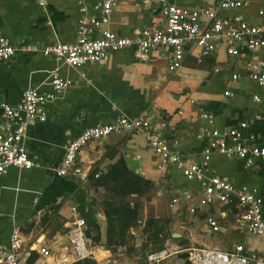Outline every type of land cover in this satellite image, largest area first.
<instances>
[{"label": "crops", "instance_id": "1", "mask_svg": "<svg viewBox=\"0 0 264 264\" xmlns=\"http://www.w3.org/2000/svg\"><path fill=\"white\" fill-rule=\"evenodd\" d=\"M94 1L87 0L89 4ZM142 1L120 0L106 27L119 36H134L145 27H161L163 20L158 5H145ZM246 1L245 8L220 11V14L239 11L245 18L261 22L256 11L263 0ZM179 2L196 7L218 4V0ZM79 14L77 0H47L45 6L35 0H0V30L16 48L12 57L0 60L1 100L16 105L28 87L41 91L51 89L50 75L56 62L52 55L42 50L56 42L74 41ZM134 50L129 46L110 51L103 61L78 67L62 65L59 72L70 79L69 86L47 104L46 119H32L26 129L27 152L37 165L30 168L12 166L0 174V248L7 247L12 232L19 230L31 237L33 246L44 245L51 251L50 256L44 257L35 249L25 264H56L59 255L68 254L66 233L75 215L84 218L86 234L90 230L91 236L87 235L95 247V255L86 259L97 264L116 262L113 253H120L117 249L120 245L113 252L105 244L106 218L100 205L104 189L95 187L90 175L86 182L80 183L73 175L60 176L55 171L63 158L66 141L90 125L109 122L120 113L129 117L145 113L152 125L167 137L171 148L190 162H203L201 153L207 139L201 131L206 127L224 130L238 127L244 120L247 122L244 134L254 135V143L264 145V119L252 116L253 113L264 116V86L250 77L251 73L262 69L264 48H244L238 55H230L220 46L202 57L199 48L190 45L182 65L175 71L167 66L168 48L153 50L144 61L135 56ZM234 73L238 77L233 78ZM254 95L259 100H255ZM204 112L213 114L212 123L202 117ZM120 157L129 169L151 182L143 195L150 198L151 215L169 219L167 231L171 236L168 237L176 243L167 248L164 242L161 250L185 253L184 248L191 245L228 250L238 243L247 251L264 252L260 241L264 237L250 234L256 237L251 247L237 240L249 233L236 228L237 207L234 204L198 205L200 184L186 179L175 165H161L142 135L112 133L88 142L78 154L80 164L90 174L94 170L105 171ZM205 166L207 175H226L236 184L256 187L264 217L262 159L246 166L241 159L214 152ZM184 191L192 195L194 202L185 198ZM172 196L177 197V201L171 206ZM129 197L138 195L133 193ZM131 202L141 206L138 201ZM74 205L76 214L71 210ZM191 207H195V211H191ZM207 215L217 219L218 231L208 227ZM148 216L139 218L141 229ZM169 227L177 231H169ZM130 233L135 234L133 227ZM98 234L99 241H94L92 236ZM212 234L218 237L220 246L207 244ZM121 245L125 246L122 253H126L127 246Z\"/></svg>", "mask_w": 264, "mask_h": 264}, {"label": "built area", "instance_id": "2", "mask_svg": "<svg viewBox=\"0 0 264 264\" xmlns=\"http://www.w3.org/2000/svg\"><path fill=\"white\" fill-rule=\"evenodd\" d=\"M40 6H45L47 0H35ZM180 0H143L142 3L158 5L162 16V26L158 28H142L134 36H119L106 25L110 21L112 10L120 0H95L89 4L87 0H77L79 17L77 20L76 37L72 42H56L46 46L44 54L52 55L56 66L51 71L48 91L35 87L26 88L16 105L0 99V174L6 173L9 167L30 168L37 165L26 148V129L32 119L45 120L47 104L54 100L69 84L70 79L63 77L59 69L62 65L82 66L87 63L103 61L110 51L133 46L135 56L146 60L153 50L168 48L167 66L170 71L177 70L183 62L185 52L190 45L199 48L200 56H207L224 46L230 55H238L241 49L255 50L264 48V0L257 9L261 22H253L237 11L226 15L220 11H232L245 8L246 0H218L216 7H202L181 4ZM16 52L8 37L0 30V60H7ZM262 69L253 72L250 77L259 85L264 86V54L261 60ZM218 69L216 68L215 71ZM233 78L238 77L232 74ZM225 91V94H228ZM255 100H259L254 95ZM256 119L264 116L253 113ZM202 117L212 123L213 114L204 112ZM247 122L242 120L238 127L221 130L217 127L202 129V136L207 144L202 150L203 162H190L181 157L180 152L171 148L167 137L150 121L145 114L129 117L123 113L115 116L109 122H97L86 127L75 138L65 143L63 158L55 171L60 176L73 175L80 183L88 180L90 173L82 167L78 154L82 147L92 140L106 138L108 135L134 133L142 135L148 146L160 160L161 165H175L178 171L188 180L200 184L201 197L198 205L234 204L237 207L236 228L255 236L264 237V217L262 199L256 187L247 184H236L226 175L206 174L205 163L212 153L218 152L226 157L241 159L246 166H252L258 159L264 161V145L254 143V135L244 134ZM184 196L194 202L188 191ZM177 201L172 196L170 205ZM77 213V207H71ZM195 211V207H191ZM205 222L211 231H218L220 226L213 215H207ZM69 242V253L61 254L56 264H74L94 256L91 238L86 234L83 217L75 215L72 225L66 233ZM31 237L14 230L7 247L0 248V264H25L27 258L37 249L44 257L51 251L44 245L33 246ZM31 241V242H30ZM120 253L125 252V246L117 247ZM187 259L192 264H264V252L247 251L242 244H234L231 249L191 245L184 248ZM173 251L159 250L150 252L145 263L155 264L170 256Z\"/></svg>", "mask_w": 264, "mask_h": 264}, {"label": "trees", "instance_id": "3", "mask_svg": "<svg viewBox=\"0 0 264 264\" xmlns=\"http://www.w3.org/2000/svg\"><path fill=\"white\" fill-rule=\"evenodd\" d=\"M90 179L95 187L104 189V196L101 200V207L106 218V241L108 248L115 251L117 245L127 243L128 237L132 236L130 229L138 225L140 205L131 202L129 196L135 193L143 196L151 187V182L142 175L128 168L123 158H118L111 163L103 172L94 170L90 174ZM169 219H159L150 215L146 218L142 232L145 235V245L153 243L154 250L164 248V241L168 236L167 224ZM87 234L91 236L90 230ZM94 241H99V234L92 236ZM152 250V251H154ZM180 257L184 264H192L186 253H181ZM85 264H97L95 261L86 259ZM75 264H80L75 263ZM147 264V263H143Z\"/></svg>", "mask_w": 264, "mask_h": 264}, {"label": "rangeland", "instance_id": "4", "mask_svg": "<svg viewBox=\"0 0 264 264\" xmlns=\"http://www.w3.org/2000/svg\"><path fill=\"white\" fill-rule=\"evenodd\" d=\"M99 195V194H98ZM101 197V196H100ZM101 199V198H99ZM130 200L138 201L140 206V214L139 218L143 219L144 216H148L152 214V206L150 203V198L147 196L142 197H129ZM142 199V200H141ZM186 222H187V218ZM179 225V224H176ZM200 225V224H199ZM141 225H135L133 227V233H129L132 236L128 237L126 246H127V252L126 253H113V258L116 262H109L108 264H143L146 261V255L154 250L153 243L148 242L145 245V235L142 232V229L140 227ZM180 229V228H179ZM169 231H177L176 228H170ZM255 236H252L250 234H244L243 239L238 237L237 240L243 241L245 244L249 245L250 247L254 243ZM262 242V245H264V238L260 239ZM167 248H170L171 245L175 246V239H171L170 237H167V239L164 241ZM219 242L218 237L214 236L213 234L208 237L207 244L211 245H217ZM220 246V244H218ZM222 245V244H221ZM222 247V246H221ZM171 250V249H169ZM181 253H173L171 256H168V258L162 260L159 264H184V260L180 257Z\"/></svg>", "mask_w": 264, "mask_h": 264}]
</instances>
